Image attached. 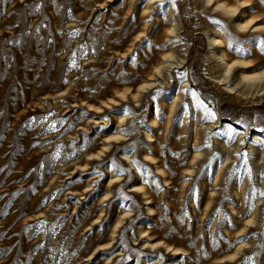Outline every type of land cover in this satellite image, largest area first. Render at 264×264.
<instances>
[{
    "label": "rangeland",
    "instance_id": "374dc122",
    "mask_svg": "<svg viewBox=\"0 0 264 264\" xmlns=\"http://www.w3.org/2000/svg\"><path fill=\"white\" fill-rule=\"evenodd\" d=\"M247 1L249 6L229 18L206 0H157L148 14L147 0H0V264H264V172L248 163L225 164L212 138L202 149L209 157L193 166L198 150L190 128L178 122L182 111L164 127L163 101L172 102L168 87H157L139 102L130 94L170 47L165 39L171 9L188 48L194 89L222 121L264 136V100H237L215 83L212 76L220 69L204 32L213 26L224 33L229 59L255 58L248 44L264 45V36L240 33L235 24L255 18L264 25V0ZM260 49L257 61L264 63V46ZM239 72L233 71L232 80ZM68 89L55 105V96ZM127 89L126 103L118 92ZM90 98L99 106L112 99L126 104L95 117L88 111ZM156 110L161 124L152 132L156 161L141 164L137 157L145 158L146 131ZM124 112L129 145L114 148L120 144L114 142L111 158L91 164L86 174L78 171L87 154L101 150L117 132V114ZM102 118L107 125L95 123ZM221 162L223 175L214 184ZM115 174L123 180L109 191ZM243 182L245 192L238 196ZM212 190L218 193L208 206ZM240 239L248 245L241 259L232 260Z\"/></svg>",
    "mask_w": 264,
    "mask_h": 264
},
{
    "label": "bare ground",
    "instance_id": "6f19581e",
    "mask_svg": "<svg viewBox=\"0 0 264 264\" xmlns=\"http://www.w3.org/2000/svg\"><path fill=\"white\" fill-rule=\"evenodd\" d=\"M156 1L157 0H147L148 3L144 8L143 13L148 14L152 8V4ZM206 2L213 3V5H215L214 10H223L224 14L229 18L234 17L240 9L249 6V1L247 0H244L243 2L239 1L236 4H228L222 0H206ZM241 13L244 15L246 11L241 10ZM169 15H171L172 23L171 25L167 26V37L165 41L170 42V47H168V49L161 54L159 64L154 66L146 80L142 82L135 91L133 90L130 92V89H127L122 92H118V95L121 97L122 101L127 103L128 92H130V94H132L133 100L139 102L143 97L147 99V96L150 95L157 87H168L166 93L169 94V96H167V98H170L172 102L167 103V101H163L167 113L164 127L166 130L169 129L170 123H172L174 117L182 111L178 122L180 121L182 128H190L192 133V148L198 150L195 152L193 158L190 161L193 166L198 165L202 159H207L209 157V153L202 149L206 146V144L211 142L210 138H212L214 140V144L221 146L225 164H229L231 161L233 163H241V165L248 163V165L254 167L260 173H263L264 136L259 133L249 134L245 129L239 128L232 122L222 121L219 115H217V113L208 106L205 100L194 89V86L188 77L187 71L188 48L185 43L182 42L181 37H179L181 30L179 20L171 9L169 11ZM257 21L258 20H255V18H250L248 20L243 19L236 22L235 25L240 33H251L250 37L264 36V25L257 24ZM145 27H147V25ZM147 30L148 28H145V30L142 32L143 37L146 36ZM204 32L208 38V50H210L212 56L215 57L217 65L220 69L219 75L213 77L211 74L215 83L222 87V90L225 94L234 96L237 100H247L249 102H253L254 104H260L264 100V63L263 61L262 63H259L257 60L261 58L260 47H263L264 45L261 44L260 41L255 44L256 46L253 43L248 44L246 51H254L255 58L229 59L228 52L225 49L226 41L221 37L224 33L220 29L214 28L213 26H209L204 30ZM212 32H214V34H212ZM138 41H143V38H139ZM215 47H219L220 51L218 53L213 52ZM259 64H262L261 69L256 70L259 68ZM236 68H239L240 72L236 79L232 80V73ZM126 81L128 82V80ZM172 87L174 88L173 91ZM67 94H69V89L61 93L59 97L55 96V105L58 103L57 101L59 98L65 97ZM45 99L46 98H44V100ZM89 101L90 109L88 111L95 117L106 114L107 110L109 109H115L126 104L119 103V100L117 99H112L110 102H106V104L103 106L97 105L99 102L98 99L90 98ZM77 106L81 105H74L73 107ZM213 113L214 118H211L210 114ZM117 119L119 125L118 129H116L117 132L106 138L101 150L87 154L88 159L79 164L82 170L78 171L86 174L94 168L91 166V164H95L98 160L105 161L111 158L112 151L110 148L111 144L114 142H120V144L114 146V148H124L129 145L127 142V134L123 129V125L128 122L129 114L126 112L117 114ZM106 122L107 121L102 118L96 119L95 123L97 125H107ZM150 122L152 124V129L146 131V138L149 139V146L146 147L145 158L141 159L137 157L138 162L141 164H152L154 161H156V158L153 156V154L157 153V151L152 150L154 149V143L156 140L152 132L157 130V128L161 125L158 119L157 110L154 112V116L152 119H150ZM248 134L250 136L249 139L246 140ZM128 158L130 157L128 156ZM132 161L133 160H131L130 163H132ZM131 165L137 170L139 169L134 163ZM113 169V167H108V173H113ZM223 170L224 164L221 162L217 169L214 184L220 182L221 176L223 175ZM157 171L164 173L160 166H158ZM189 172L193 174L195 172V167L190 168ZM97 177V175L92 176V183ZM122 180V177L119 175L115 174L112 176L109 183V191H111L113 188H117L116 184H119V182H122ZM165 181L167 182V179H165ZM243 185L244 182L240 185L238 191L236 189L238 196L245 192ZM92 189L88 191H91ZM141 189L144 192V196H147L148 192L143 187L135 186V190ZM217 193L218 190H212V197L208 203V206H211L214 198L217 196ZM107 196H109V193ZM145 198L147 201L150 200L148 196ZM149 211L151 213L154 212L152 207H149ZM129 214V212H126L115 225L113 239L116 238L119 228L122 226L124 220L129 216ZM256 214L257 211L255 216L246 221L245 226L242 228L244 233L239 234V237L246 235L245 233L247 231V226L254 223ZM102 216L103 215L97 218L98 221L96 223L101 222L100 218ZM139 233L140 236H142L145 233V230L140 229ZM144 244L152 246L154 245L148 240H145ZM247 245L248 242L240 239V243L230 255V259H241V256L244 254ZM104 249L105 248H100V250ZM147 252L149 251L146 250V253ZM110 262L111 261L107 263Z\"/></svg>",
    "mask_w": 264,
    "mask_h": 264
},
{
    "label": "snow or ice",
    "instance_id": "6c2138e0",
    "mask_svg": "<svg viewBox=\"0 0 264 264\" xmlns=\"http://www.w3.org/2000/svg\"><path fill=\"white\" fill-rule=\"evenodd\" d=\"M210 115H211V118H214V113ZM261 195L264 196V192H262Z\"/></svg>",
    "mask_w": 264,
    "mask_h": 264
}]
</instances>
